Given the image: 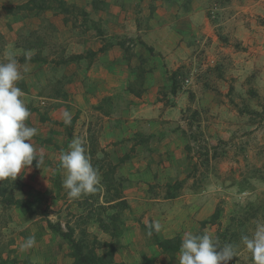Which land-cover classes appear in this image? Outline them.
<instances>
[{
    "label": "rangeland",
    "instance_id": "1",
    "mask_svg": "<svg viewBox=\"0 0 264 264\" xmlns=\"http://www.w3.org/2000/svg\"><path fill=\"white\" fill-rule=\"evenodd\" d=\"M32 1L0 0V63H6L9 56L18 62L22 78L17 86L25 93L23 99L31 112L26 123L40 132L32 142L37 155L42 156L39 167L34 160L15 180L0 181V264H32L31 257L38 255L35 249L48 244L56 245L64 258H73L72 244L55 231L57 228L71 230L75 241L94 245L100 256L110 254L107 260L111 264L122 249L129 251L134 243L140 258H152L154 248L159 247L151 231L156 229L150 227V200H158L157 208L168 211L162 204L182 197L186 199V233H207L221 247L231 244L236 257L227 264H253L252 254L241 237H251L257 224L264 223V19L253 18L259 28L254 44L263 48L256 52L260 58H256L247 74L239 75L232 65L205 75L178 70L177 87L188 88L189 80L190 88L201 85L196 93L195 89L187 91L189 101L182 111L188 140L186 168L181 179L172 182L168 159L157 162L152 158L148 162L152 174L148 170V175L164 180L146 187V202L144 199L138 205L131 200L130 205L125 192H133L134 178L145 176L142 173L147 171L133 161L135 149L141 144L148 147V141L137 136L130 139V144H115V149H127L121 151L125 153L122 157H117L114 148L106 150L101 145L105 107L98 112H75L72 91L66 89L72 85L70 68L85 71L92 56L70 54L73 40L83 41L89 33L88 14L79 9L78 0ZM132 44L126 45L128 49L133 48ZM164 101L165 107L175 103L166 95ZM65 110L72 114L67 125ZM48 126L51 136L44 133ZM74 139L82 141L100 174L98 191L78 199L69 197L63 186L67 173L59 159ZM147 149L149 157L158 153V148ZM123 158L127 160L120 163ZM109 164L116 166L114 186L120 184L128 203L124 211L108 203L116 193L115 189L108 191ZM176 184L181 187L176 188ZM168 192L176 198H166ZM30 236L35 237L36 243L23 250L21 246ZM107 244L112 245L111 253ZM128 251L119 260L127 259ZM166 254L170 258L167 264H179V252ZM146 264L155 262L148 260Z\"/></svg>",
    "mask_w": 264,
    "mask_h": 264
},
{
    "label": "crops",
    "instance_id": "2",
    "mask_svg": "<svg viewBox=\"0 0 264 264\" xmlns=\"http://www.w3.org/2000/svg\"><path fill=\"white\" fill-rule=\"evenodd\" d=\"M78 7L88 14L90 29L83 41L72 38L70 54L92 56L85 71L70 68L72 85L66 89L72 91V110L98 112L105 107L101 145L106 150L117 143L130 144L137 136L148 141V147H136L133 159L147 169L142 173L145 176H136L134 191L125 192L130 205L131 200L140 205L147 201L146 187L163 179L150 176L149 160L168 159L172 182L180 180L186 168L188 140L182 111L189 101L187 91L195 89L196 93L201 85L190 88L189 80L188 88L177 87L174 94L172 74L179 70L205 75L230 65L239 75L251 71L260 58L256 52L263 48L254 44L259 28L253 18L264 19V0H78ZM131 42L133 48L128 49ZM165 95L167 100L174 99V105L165 107ZM44 133L51 136V128ZM147 148H158V153L149 157ZM124 150L114 148L113 152L120 158ZM174 200L178 201L162 204L168 211L157 208L158 200H150L149 216L159 222L158 231L165 239L186 234V199ZM135 250L134 243L127 250L129 257L119 260L127 256L122 249L113 264H146L148 260L167 264L170 259L160 248H154L152 258L144 259ZM35 252L38 255L31 257L32 264L74 262L59 254L56 245L41 246Z\"/></svg>",
    "mask_w": 264,
    "mask_h": 264
},
{
    "label": "clouds",
    "instance_id": "3",
    "mask_svg": "<svg viewBox=\"0 0 264 264\" xmlns=\"http://www.w3.org/2000/svg\"><path fill=\"white\" fill-rule=\"evenodd\" d=\"M21 78V70L14 57L9 56L6 63H0V181L15 180L34 160L38 167L42 163V156L37 155L32 142L38 129L26 123L31 112L23 99L25 93L17 86ZM63 117L66 125L71 123L70 112L65 110ZM59 159L67 173L63 186L69 197L78 199L98 191L99 170L93 166L80 139H74L69 150L62 152ZM150 227L158 231L160 224L153 221ZM241 240L252 254L253 264H264V223H258L254 234L242 236ZM35 243V237L30 236L21 247L28 250ZM233 257H236V252L231 244L221 247L207 233H186L179 250V264H227Z\"/></svg>",
    "mask_w": 264,
    "mask_h": 264
},
{
    "label": "trees",
    "instance_id": "4",
    "mask_svg": "<svg viewBox=\"0 0 264 264\" xmlns=\"http://www.w3.org/2000/svg\"><path fill=\"white\" fill-rule=\"evenodd\" d=\"M32 2L38 3L36 0H33ZM176 75H177V72L173 73L171 76V79L174 82L173 88H172V93L174 94L177 92V85L175 82ZM125 160H127V158H123L120 161V163H122ZM109 168L111 170V175H107V179L110 183V186H108V191L110 189H115L116 193L110 198L108 203L114 208H117L119 211H124L128 209V203L126 199L123 197L122 192L120 191V184H117L116 188L114 186L113 171L116 168V166L109 164ZM175 187L179 189L181 187V184H176ZM166 198L173 199V198H176V195L175 194L171 195L168 192V194L166 195ZM16 204L21 205L19 203H16ZM217 217H218V213L215 214V218ZM51 227L55 230L53 226ZM55 231L59 233L64 239L69 240V242L72 244V247H73L72 257L74 259L73 264H111V262H108L107 260L110 254H105V255L100 256L99 254H97V249L94 247V245L88 246L87 244L83 242L81 243V242L75 241L71 230L68 229L67 232H64L61 228L59 229L57 228ZM151 231H153L154 236L156 238L157 245L161 250H163L164 252L171 253V254L179 252L180 245L182 242L181 238L161 239L156 230L152 228ZM106 246L110 248L109 253H111L113 251L112 245L107 244Z\"/></svg>",
    "mask_w": 264,
    "mask_h": 264
}]
</instances>
